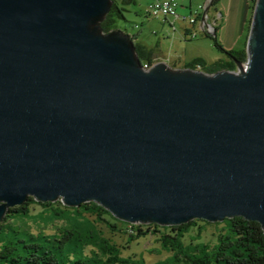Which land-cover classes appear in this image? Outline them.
<instances>
[{"label": "water", "instance_id": "95a60500", "mask_svg": "<svg viewBox=\"0 0 264 264\" xmlns=\"http://www.w3.org/2000/svg\"><path fill=\"white\" fill-rule=\"evenodd\" d=\"M113 4L0 0V223L32 197L132 225L243 216L264 231V0L246 60L214 72L145 69L130 33L103 29Z\"/></svg>", "mask_w": 264, "mask_h": 264}, {"label": "trees", "instance_id": "16d2710c", "mask_svg": "<svg viewBox=\"0 0 264 264\" xmlns=\"http://www.w3.org/2000/svg\"><path fill=\"white\" fill-rule=\"evenodd\" d=\"M252 1V9L255 0ZM135 0H114L112 9L102 23L105 31L117 28L119 19H125L124 6ZM250 27V21H249ZM132 35V34H131ZM206 36L214 40L215 44L228 59L208 63L203 57H195L186 67L214 72L221 69H236L232 57L245 61L246 46L240 49H225L219 38ZM132 40L138 50L141 61L152 65L156 61L155 47L148 46L139 40V34L132 35ZM64 208H54L51 216L55 220L64 219L66 225L59 227L58 233H47L44 230L32 232L28 221L34 217L31 213L32 205L53 208L54 202L41 203L29 197L26 203L9 209L0 223V264H145L142 258L122 255V249L111 238L105 237L90 217L97 222H114L112 230L128 235V243L140 237L152 235L161 247L170 252V257L152 264H264V231L257 221L245 220L243 216L225 218L223 222L214 223L217 230L215 241L195 242L190 237L187 244L185 237L195 224L201 235L205 226L213 222L195 219L189 223L170 227L156 223L141 225L129 224L118 220L112 213L99 206L96 202L81 204L79 207H68L60 201ZM44 212V211H43ZM198 220L203 223L200 224ZM122 224L123 227H119ZM125 229V230H124ZM202 239V238H201ZM124 247V246H122Z\"/></svg>", "mask_w": 264, "mask_h": 264}, {"label": "rangeland", "instance_id": "374dc122", "mask_svg": "<svg viewBox=\"0 0 264 264\" xmlns=\"http://www.w3.org/2000/svg\"><path fill=\"white\" fill-rule=\"evenodd\" d=\"M200 1L201 0H194L195 9L198 7ZM151 2L152 0H135V2H130L125 4L124 5L126 7V10L124 12L125 19L118 20V22L116 23L117 29H121L132 35L139 34L142 40H144L149 45H155V41L161 38V42H162L161 49L165 57H168L170 54H173L174 52H178L179 54L183 52H187V54L190 55L199 53V55H203L204 57L207 58H213L215 55L219 54V55H224L223 57L228 59L227 53L219 49V47L215 44L214 40H210V41L205 40L207 39L205 38V34L211 32L214 26L210 24L209 26H206L202 21V26H201L202 30H200L199 33H197L198 37L197 36L194 38L191 37L193 38L192 40L190 39L185 40L181 35H178L176 31L170 29L171 28L170 23H168L165 26V29H162L161 19L153 18L148 15L147 10ZM205 7L207 6L206 5L200 6V9L196 11L198 12V16L201 19ZM251 13H250V19H251ZM183 20L187 21L186 19ZM248 28L249 25L247 27V32H246L247 35H248ZM218 38L220 40L219 36ZM246 42H247V36H246ZM246 42L244 43L245 46H246ZM203 43H205L206 46L205 48L198 45L201 44L203 46ZM157 58L158 57H156V59ZM157 60L159 61L160 59ZM54 208H64V207L59 203H54L53 208L52 206L45 208L40 206L39 204L32 205L31 213L34 214V217H32L28 221L30 225L29 226L30 230L34 233L40 232L41 230H44L47 233H53V234L58 233L59 232L58 228L65 226L66 222L64 219L55 220L54 217L51 216V214L55 212ZM90 219L94 220V223L97 226V230H99L105 237L111 238L113 241L117 242V244L122 249V255L126 257L130 255L133 256V259L142 258L145 264H152L153 262L167 259L168 257L171 256L170 252L163 249L161 247V244L158 243L155 240V237L152 235L140 237L136 241L127 244L128 235L120 231L112 230L113 227L112 223L114 221L111 218L108 217L109 219L108 221L112 222L111 224L108 222L106 223L105 221L97 222V220H95L93 216L90 217ZM198 222L200 224L203 223L200 220H198ZM118 225L119 227H123L122 224H118ZM198 230L199 228L197 224L191 227L190 231L185 237L187 244L190 242L189 236L195 237L196 243L201 242L203 240L206 242L215 241V236L217 234L218 228H216L214 222L212 224L206 225L205 230L202 232L201 235L196 234Z\"/></svg>", "mask_w": 264, "mask_h": 264}, {"label": "crops", "instance_id": "0c3cea01", "mask_svg": "<svg viewBox=\"0 0 264 264\" xmlns=\"http://www.w3.org/2000/svg\"><path fill=\"white\" fill-rule=\"evenodd\" d=\"M210 1L211 0H201L198 4V7L195 9L194 0H180V6L177 10V17H171L166 21L161 20V28L165 29V26L170 23L171 30L176 31L177 34L181 35L185 40H192L193 38H191L190 33L192 31H197V33H199V31L202 30V19L198 16V22L195 25H191V23L183 20L182 17L193 14L195 11L200 9V6H207ZM251 12V0H213V6L208 13L209 15L207 17V22L216 28L217 34L220 37L219 42L225 49H237L244 46V43L246 42V32L249 25ZM205 38H207L205 40H212L210 37L206 36V34ZM139 40H142L140 35ZM147 45L155 47V56L158 57L157 59H160V61L165 60L170 65L175 66V68L186 67V64L195 57H203L208 63L226 59L225 57H223L224 55L219 54L215 55V58H207L203 55H199V53L190 55L187 54V52H183L181 54H179L178 52H174L168 57H165L161 49V38L155 41V45ZM198 45L204 48L206 47L205 43H203V46L201 44Z\"/></svg>", "mask_w": 264, "mask_h": 264}, {"label": "built area", "instance_id": "2783aa9c", "mask_svg": "<svg viewBox=\"0 0 264 264\" xmlns=\"http://www.w3.org/2000/svg\"><path fill=\"white\" fill-rule=\"evenodd\" d=\"M179 6L180 0H152L148 7L147 13L153 18H158L162 21H166L171 17H177V10L179 9ZM182 18L186 19L189 23H191V25H195L198 21V12L195 11L192 15ZM190 35L193 38L196 37L197 31H192ZM152 65L144 63L145 69L150 68Z\"/></svg>", "mask_w": 264, "mask_h": 264}, {"label": "clouds", "instance_id": "9594fccd", "mask_svg": "<svg viewBox=\"0 0 264 264\" xmlns=\"http://www.w3.org/2000/svg\"><path fill=\"white\" fill-rule=\"evenodd\" d=\"M156 62H157V61H156ZM156 62H155V63H156Z\"/></svg>", "mask_w": 264, "mask_h": 264}]
</instances>
